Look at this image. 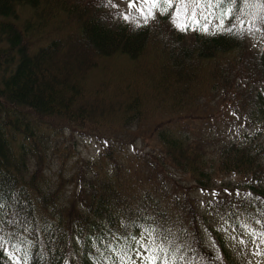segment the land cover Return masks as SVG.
<instances>
[{"label":"trees","instance_id":"1","mask_svg":"<svg viewBox=\"0 0 264 264\" xmlns=\"http://www.w3.org/2000/svg\"><path fill=\"white\" fill-rule=\"evenodd\" d=\"M211 1L232 6L230 30L215 36L174 29L166 17L130 25L109 0H0V232L24 264H120L124 238L145 220L184 241V260L176 264H247L214 254L205 239L212 209L166 186L169 179L186 185L178 173L201 189L216 172L245 175L246 194L224 197L225 208L215 210L261 220L264 232V141L198 139L187 129V115L218 89L227 93L223 106L242 109L245 123L264 121V49H251L236 25L237 16L249 14L264 22V0L246 8L244 0ZM23 7L31 12L21 18ZM153 41L173 49L159 52L167 80L148 77L155 57L141 59ZM93 79L106 94H91ZM113 104L115 112L106 108ZM169 104L164 115L173 116L151 124L159 149L125 153L137 131L151 127L155 105ZM76 132L105 138L96 158L70 162ZM158 186L163 194L156 196ZM0 264H10L3 250Z\"/></svg>","mask_w":264,"mask_h":264},{"label":"rangeland","instance_id":"2","mask_svg":"<svg viewBox=\"0 0 264 264\" xmlns=\"http://www.w3.org/2000/svg\"><path fill=\"white\" fill-rule=\"evenodd\" d=\"M192 1V0H190ZM116 3L120 5L119 9H121L123 12L127 11L130 14V19L132 22L137 23L136 21L140 18L139 14L134 12L132 8H129L127 5V0H115ZM209 3L210 5L215 8L214 4L210 1L205 0H199L197 3V0H193L192 2H186L185 1V7L187 8V11L184 12L183 10L180 11V14L178 16L173 15L177 10L170 11L168 10L166 13L172 12L171 14V20L179 21L182 24H185L186 27L189 28L191 32H200V33H214L218 30H223L224 28L228 27L227 18H224L223 25L220 24V17L221 12L224 10L218 12V14L214 15L209 10ZM134 7H139V4H135ZM248 7L245 4V8ZM260 7V6H258ZM176 8V7H175ZM256 11V8H255ZM31 10L29 8L23 7V9L20 10V16L21 18L26 16L27 14H30ZM155 15L154 18H150L149 20L156 19L157 16L160 15V13L157 10H154ZM250 18L247 19H253L252 15ZM242 18L244 21V28L246 30V40L248 46H252L255 49L264 48V22H257L254 23L252 20H247ZM148 20V21H149ZM144 23L142 20L139 24ZM205 25H207V28L205 29ZM190 41H193L192 39ZM250 47V48H252ZM161 49H164L165 51L170 50L172 51V47L164 46L159 47L158 44H156V41H153L151 43L148 42L147 46L145 47V50L142 55V60H146L147 58H154L155 62L150 63L147 67L149 69V75L148 77L152 78L150 75L159 74L157 76L161 77V80L165 78V75L163 73V66L159 63H161L160 58L162 57V54L159 53ZM165 56L164 59H169V53H163ZM161 56V57H160ZM163 59V60H164ZM91 62L90 60H88ZM158 63V64H157ZM169 68H173V64H169ZM155 69V70H153ZM192 69L185 68V71L189 73ZM169 69L165 70L168 71ZM195 71L196 68H193ZM166 73V72H165ZM168 73V72H167ZM233 75L238 76L239 73H234ZM232 75V76H233ZM236 76L234 79H236ZM168 78V77H167ZM167 78H165L167 80ZM243 80V79H242ZM91 82V87H89L90 92L93 96H102V94H106L107 90L106 88H100L96 85V80L93 79ZM243 83V82H242ZM238 84V83H237ZM106 86V84L104 83ZM264 87V83H262ZM96 87V91H93V87ZM114 86V85H113ZM119 86V83L116 84V87ZM118 90V88H116ZM179 91V90H178ZM102 92V93H101ZM113 92V91H112ZM190 89L186 90V93H189ZM117 94L123 95L120 90L116 91ZM162 94V91L160 92ZM227 94V93H226ZM222 90H213L212 95L207 96L206 101L203 103V106H201L199 112H194L191 114H188L186 118V124L187 129L190 130L198 137V139H215L216 141L221 140H234V141H243L245 143L250 142L252 139H258L259 141H264V121H259L256 123H245V119L243 115H237L241 112L242 109H238V113L234 115L233 112L225 108L224 102L225 99ZM118 95V96H119ZM235 96V94H232ZM169 96V95H168ZM167 96V97H168ZM97 101H100L101 98H94ZM150 99L154 102V98L150 97ZM233 99V98H232ZM116 104L115 101H112ZM165 103V102H164ZM234 103V102H233ZM106 104V103H105ZM104 104V105H105ZM112 104V103H111ZM156 109L159 110V113L155 114L151 120L146 123V125H151L156 121L157 118H169L173 115H164L167 114L170 110V104L167 106H164L163 108H158L155 105ZM113 109L112 112H115L116 106L113 107L110 105L109 107ZM153 125L149 129L137 131V137L135 136L134 142H137V144H131L128 149H130L129 153H134L136 149L141 151V149H148L149 147L147 144H150V149H153L155 152L159 149V140L155 136L153 132ZM100 133H109V131L99 130ZM98 132V133H99ZM76 135L79 136V132H76ZM89 136H83L81 135L80 138H78V145L77 149L78 152L84 156L88 160H93L96 158L99 154V151H101V148L106 143L105 138L99 135H92L87 134ZM71 141V139H69ZM106 154V152H105ZM121 155V158H124V153H119ZM130 156V154H128ZM212 156H215L214 152H211ZM75 159L72 158L71 161L73 162ZM82 159V158H81ZM111 173V171H108ZM149 175H152V172H148ZM216 175L213 176V183L209 187H205L202 191L201 188L197 187L188 174L181 175L183 177V181L186 183V185H179L178 182H176L174 179H169L168 183L166 184L167 188L176 192L179 194L182 199H187L188 201H194L195 203H198V206H200V209L206 211L208 209H212V212L209 214L210 218H206L207 221V230H205V239L208 246H210L212 252L221 258L224 255H231L236 257L237 260H241L242 262H246L247 264H264V235H261V233H264L256 223L258 219L255 220V222L250 221L246 218H240L234 219L233 217H229L232 214L229 213V215H225V212H216L215 209H224L225 207L221 206V201L224 197L227 199H232L237 197V192H239V195L244 196L246 192L244 189L240 186V184L245 181L248 177L245 175H240L238 173H229V174H221L219 172L215 173ZM167 180V179H166ZM228 181H231V184L228 183ZM165 183V182H164ZM228 183V184H227ZM227 184V185H223ZM163 186V185H161ZM142 188V185L141 187ZM151 189V187H150ZM163 187L158 186L156 189L155 195L158 196V192L160 194H163L162 191ZM215 189L217 191V196H212V190ZM224 189H228L229 192H225ZM68 193L70 196H73V193L68 190ZM201 201H204V203H201ZM209 201H212V203H208ZM235 208V207H233ZM178 209V208H177ZM228 209H230L228 207ZM225 221L227 223L225 224ZM261 221V220H259ZM146 225L148 224L145 220ZM242 223H246L249 226V229H245L241 227ZM224 224V227L227 229V231L223 230L220 225ZM144 225V227H148ZM210 227V229H208ZM234 229V230H233ZM250 229H255V233L250 234ZM253 235H255L256 239H253ZM237 237V239H233V237ZM243 236L244 237V244H240L238 237ZM120 247V246H119ZM12 250V249H11ZM75 252V251H74ZM16 257L17 259L11 260V264H23V260L21 256L19 255V251L16 250ZM76 263V262H75ZM74 264V263H72ZM126 264H131L130 261L126 260Z\"/></svg>","mask_w":264,"mask_h":264},{"label":"snow or ice","instance_id":"3","mask_svg":"<svg viewBox=\"0 0 264 264\" xmlns=\"http://www.w3.org/2000/svg\"><path fill=\"white\" fill-rule=\"evenodd\" d=\"M198 2L199 0H197V3ZM233 2H235V0H233ZM244 2L247 6L254 7L252 0H244ZM259 2L260 0H257V3ZM137 3L139 7H134ZM127 5L129 8H132L134 12L139 14L140 18L136 21L137 24H139L141 20L147 23L150 18H154V10H157L160 14H164L175 5L177 11L173 15L178 16L181 10L184 12L187 11L185 0H127ZM109 6L115 7L116 10L119 11L120 5L116 3L115 0H109ZM229 15L230 11L228 10L221 14L219 18L221 25H223L224 18ZM120 16L125 20L130 19V14L127 11L121 12ZM236 21L240 25L244 24V21L240 19L239 16L236 17ZM206 28L207 25H205V29ZM202 191L206 190L202 189ZM224 191L226 193L229 192L228 189H224ZM211 194L213 197H216L217 191L213 189ZM237 195H239V192H237ZM201 203H204V201H201ZM208 203L211 204L212 201ZM3 206V202L0 201V207ZM226 223L227 221H225V224ZM256 223H260V221L257 220ZM220 227L227 231L224 224H221ZM241 227L249 229L246 223H242ZM25 231H28V229H25ZM255 231V229H250V234L255 233ZM261 235H264V233H261ZM6 239L7 237L0 232V250L6 252L9 258L15 261L17 259L16 249L13 248L9 251L8 247L5 245ZM124 239L126 240L125 248L122 251H117V260L120 264H124L126 260L130 261L131 264H176L177 260H184L183 250L186 249L184 241L178 236H173L170 231L160 229L158 225H149L148 227L140 225L135 233L129 232ZM233 239H237V237L234 236ZM238 239L240 244L245 243L243 236H239ZM253 239H256L255 235H253ZM109 247H111V245H109ZM26 257L27 252H25V259Z\"/></svg>","mask_w":264,"mask_h":264}]
</instances>
